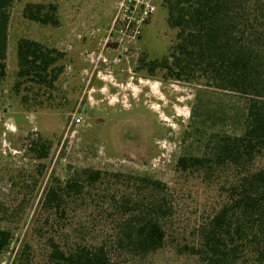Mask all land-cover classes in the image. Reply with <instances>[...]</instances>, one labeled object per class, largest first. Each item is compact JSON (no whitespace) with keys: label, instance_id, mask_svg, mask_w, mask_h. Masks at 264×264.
I'll list each match as a JSON object with an SVG mask.
<instances>
[{"label":"rangeland","instance_id":"374dc122","mask_svg":"<svg viewBox=\"0 0 264 264\" xmlns=\"http://www.w3.org/2000/svg\"><path fill=\"white\" fill-rule=\"evenodd\" d=\"M29 3L57 5L60 26L27 20ZM118 3L15 0L10 8L7 75L0 82V230H11L14 237L0 264H14L27 244L32 264H50L51 233L38 232L49 229L46 191L55 179L66 181L82 169L150 177L167 184L171 194L175 213L167 221L165 246L143 260L125 257L119 249L113 264H205L185 246L201 244V226L224 199L216 184L179 171L177 163L183 156L201 155L217 132L241 133L231 116L246 100L198 79H172L164 70L149 74L142 60L169 55L178 30L169 27L159 0L141 37L120 43L118 24L113 28ZM22 38L64 53L59 63L64 71L51 87L18 77ZM74 116L82 118L79 126ZM43 144L48 157L39 159ZM95 202L88 210L73 209L68 223L98 225L91 238L100 243L102 225L112 221L99 216L101 199ZM113 235L106 241L116 247Z\"/></svg>","mask_w":264,"mask_h":264},{"label":"trees","instance_id":"16d2710c","mask_svg":"<svg viewBox=\"0 0 264 264\" xmlns=\"http://www.w3.org/2000/svg\"><path fill=\"white\" fill-rule=\"evenodd\" d=\"M14 1L0 0V82L7 75ZM163 7L169 27L178 30L176 43L161 60H142L149 74L164 70L172 79H198L246 100L231 116L241 133L217 132L201 155L178 160L179 171L195 172L203 182L216 184L224 199L221 209L201 226V244L185 247L205 264H264V0H163ZM24 17L60 26L53 3H29ZM63 58L57 49L22 38L17 75L51 87L64 71L59 65ZM42 148L38 158L46 159L49 147ZM96 197L103 204L99 216L112 221L102 225L100 243L91 238L98 225L90 229L68 223L75 209L88 210ZM43 207L49 229L44 226L38 232L51 233L50 264H113L119 249L125 257L143 260L165 246L167 221L175 213L164 182L94 169L76 171L66 181L55 179ZM112 231L116 247L106 241ZM13 237L11 230H0V255ZM27 249L14 264H32Z\"/></svg>","mask_w":264,"mask_h":264},{"label":"built area","instance_id":"2783aa9c","mask_svg":"<svg viewBox=\"0 0 264 264\" xmlns=\"http://www.w3.org/2000/svg\"><path fill=\"white\" fill-rule=\"evenodd\" d=\"M157 1L119 0L113 28L118 24L120 43L126 39L128 44H132L141 37L142 26L158 11ZM81 123L82 118L74 116L73 124L79 126Z\"/></svg>","mask_w":264,"mask_h":264}]
</instances>
